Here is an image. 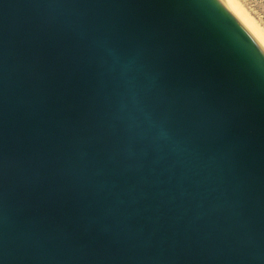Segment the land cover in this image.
Wrapping results in <instances>:
<instances>
[{
    "label": "water",
    "instance_id": "95a60500",
    "mask_svg": "<svg viewBox=\"0 0 264 264\" xmlns=\"http://www.w3.org/2000/svg\"><path fill=\"white\" fill-rule=\"evenodd\" d=\"M261 52L224 0H0V264H264Z\"/></svg>",
    "mask_w": 264,
    "mask_h": 264
},
{
    "label": "rangeland",
    "instance_id": "374dc122",
    "mask_svg": "<svg viewBox=\"0 0 264 264\" xmlns=\"http://www.w3.org/2000/svg\"><path fill=\"white\" fill-rule=\"evenodd\" d=\"M264 37V0H233Z\"/></svg>",
    "mask_w": 264,
    "mask_h": 264
},
{
    "label": "bare ground",
    "instance_id": "6f19581e",
    "mask_svg": "<svg viewBox=\"0 0 264 264\" xmlns=\"http://www.w3.org/2000/svg\"><path fill=\"white\" fill-rule=\"evenodd\" d=\"M224 2L231 8L236 16L243 22V24L252 32V34L258 39V41L264 46V37L259 33L254 25L244 17V12L240 7L235 4L233 0H224Z\"/></svg>",
    "mask_w": 264,
    "mask_h": 264
},
{
    "label": "clouds",
    "instance_id": "9594fccd",
    "mask_svg": "<svg viewBox=\"0 0 264 264\" xmlns=\"http://www.w3.org/2000/svg\"><path fill=\"white\" fill-rule=\"evenodd\" d=\"M241 35H243V34L241 33ZM258 55L264 56V52L258 53Z\"/></svg>",
    "mask_w": 264,
    "mask_h": 264
}]
</instances>
